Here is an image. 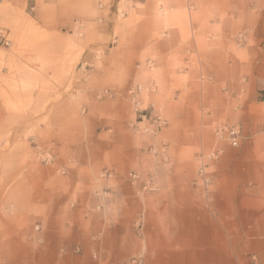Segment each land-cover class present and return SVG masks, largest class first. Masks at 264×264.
Returning a JSON list of instances; mask_svg holds the SVG:
<instances>
[{
	"label": "rangeland",
	"instance_id": "obj_1",
	"mask_svg": "<svg viewBox=\"0 0 264 264\" xmlns=\"http://www.w3.org/2000/svg\"><path fill=\"white\" fill-rule=\"evenodd\" d=\"M180 1L181 10L172 9L178 0H0L9 41L0 46V193L11 198L18 164H85L81 155L60 157L59 141L78 140L80 154L89 139H109L114 132L97 124L88 101L111 103L125 119L131 110L116 135V149L132 154L124 180L139 196L174 199L195 247L216 251L205 256L219 261L226 248V264H261L264 91L256 68L264 64V5L249 2L258 16L250 39L244 25L234 34L222 27L216 0ZM233 127L237 148L225 134ZM116 164L105 159L98 177L113 179Z\"/></svg>",
	"mask_w": 264,
	"mask_h": 264
},
{
	"label": "crops",
	"instance_id": "obj_2",
	"mask_svg": "<svg viewBox=\"0 0 264 264\" xmlns=\"http://www.w3.org/2000/svg\"><path fill=\"white\" fill-rule=\"evenodd\" d=\"M250 1L258 7L264 5V0H216L210 4L224 7L221 24L229 34L241 24L249 29L251 39L258 33L254 25L258 16L249 12ZM180 3L178 0L172 9L181 10ZM263 67V63L257 64L258 92L264 91ZM161 69L163 77H168L167 62ZM93 73L100 77L113 72ZM88 107L94 111L97 124L108 127L113 135L102 141L89 139L80 154L78 140L61 137L59 156L81 155L87 159L83 165L63 171L30 163L14 167L18 178L11 198L0 193V264H124L136 252H142L144 264H226V248L218 249L224 256L216 261L214 256H205L216 254L215 250L195 247V231L185 230L174 199L139 196L137 187L124 180L132 154L127 148L116 149V135L131 122V110L125 109L129 116L125 119L123 107L111 103L88 101ZM24 154L18 158L22 160ZM105 159L117 163L113 179L98 177V166ZM137 220L141 221L139 231ZM181 237L190 238L192 245H179Z\"/></svg>",
	"mask_w": 264,
	"mask_h": 264
},
{
	"label": "built area",
	"instance_id": "obj_3",
	"mask_svg": "<svg viewBox=\"0 0 264 264\" xmlns=\"http://www.w3.org/2000/svg\"><path fill=\"white\" fill-rule=\"evenodd\" d=\"M8 37L3 30H0V46H8ZM225 134L227 135L230 145L234 148L239 146V131L236 127L229 128L225 130ZM43 161L49 162V158L42 156ZM149 190H153V187H149ZM143 256L140 253L135 254L133 257L129 259L127 264H143Z\"/></svg>",
	"mask_w": 264,
	"mask_h": 264
},
{
	"label": "bare ground",
	"instance_id": "obj_4",
	"mask_svg": "<svg viewBox=\"0 0 264 264\" xmlns=\"http://www.w3.org/2000/svg\"><path fill=\"white\" fill-rule=\"evenodd\" d=\"M51 160H52V159L49 157V162H51Z\"/></svg>",
	"mask_w": 264,
	"mask_h": 264
}]
</instances>
